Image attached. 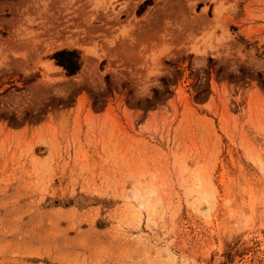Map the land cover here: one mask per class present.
<instances>
[{
  "label": "rangeland",
  "instance_id": "rangeland-1",
  "mask_svg": "<svg viewBox=\"0 0 264 264\" xmlns=\"http://www.w3.org/2000/svg\"><path fill=\"white\" fill-rule=\"evenodd\" d=\"M0 264H264V0H0Z\"/></svg>",
  "mask_w": 264,
  "mask_h": 264
},
{
  "label": "trees",
  "instance_id": "trees-1",
  "mask_svg": "<svg viewBox=\"0 0 264 264\" xmlns=\"http://www.w3.org/2000/svg\"><path fill=\"white\" fill-rule=\"evenodd\" d=\"M55 64L62 67L66 75L74 74L79 67L78 54L74 50L60 49L52 53Z\"/></svg>",
  "mask_w": 264,
  "mask_h": 264
},
{
  "label": "bare ground",
  "instance_id": "bare-ground-1",
  "mask_svg": "<svg viewBox=\"0 0 264 264\" xmlns=\"http://www.w3.org/2000/svg\"><path fill=\"white\" fill-rule=\"evenodd\" d=\"M86 65V64H85Z\"/></svg>",
  "mask_w": 264,
  "mask_h": 264
}]
</instances>
